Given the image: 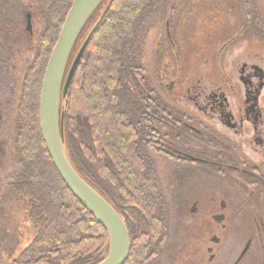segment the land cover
Listing matches in <instances>:
<instances>
[{
  "label": "trees",
  "instance_id": "1",
  "mask_svg": "<svg viewBox=\"0 0 264 264\" xmlns=\"http://www.w3.org/2000/svg\"><path fill=\"white\" fill-rule=\"evenodd\" d=\"M74 1L53 3L46 30L23 76L15 141L18 172L9 181L28 202L39 232L11 264H98L108 255L107 231L66 187L41 135L43 80ZM168 1L105 0L92 16L102 18L65 101L68 154L80 176L123 218L131 240L125 264H144L165 234V199L155 164L148 156L152 130L146 118L157 108L163 118L171 106L157 97L155 104L150 103L154 92L140 56L148 29ZM16 6L0 0V105L7 103L17 76L11 60L22 58L23 50L30 51V38L22 31ZM10 8L14 9L12 15ZM247 19L248 31L254 30L253 16ZM82 40L80 37L74 54ZM125 211L130 217H125Z\"/></svg>",
  "mask_w": 264,
  "mask_h": 264
},
{
  "label": "flooded vegetation",
  "instance_id": "2",
  "mask_svg": "<svg viewBox=\"0 0 264 264\" xmlns=\"http://www.w3.org/2000/svg\"><path fill=\"white\" fill-rule=\"evenodd\" d=\"M55 1L12 0L29 38ZM230 20L233 37L214 48L217 59L195 67L196 79L187 84L172 83L171 94L185 105L163 118L160 109L151 115L147 108L149 151L173 170L166 186L170 202L162 188L165 234L144 264H264V52L256 42L243 46L237 15ZM171 49L175 54L176 42ZM153 92L151 104L159 95ZM3 123L0 106V131ZM4 153L0 143V168Z\"/></svg>",
  "mask_w": 264,
  "mask_h": 264
},
{
  "label": "rangeland",
  "instance_id": "3",
  "mask_svg": "<svg viewBox=\"0 0 264 264\" xmlns=\"http://www.w3.org/2000/svg\"><path fill=\"white\" fill-rule=\"evenodd\" d=\"M8 6H15L12 0ZM9 13L12 15L14 9ZM237 15V35L242 32L246 47L255 46L264 52V0H169L164 12L148 29L142 46L141 67L148 85L156 90L165 104L173 108L185 104L176 102L170 87L172 83L187 84L196 79L191 71L202 66L204 60H216L221 41L232 38L231 17ZM253 16L255 29L250 32L247 16ZM96 14L87 24L81 36V42L101 19ZM36 21L33 36L30 38L29 54L23 50L22 58H13L14 72L11 95L7 103L1 104L4 123L0 131V143L4 147L3 166L0 168V264H11L19 258L33 243L39 232L38 222L32 217L26 199L10 186L9 178L18 172L16 159V135L18 127V109L23 85V76L32 62L34 50L40 35L48 22L42 16ZM235 31V30H234ZM230 33V35H229ZM229 37V38H227ZM260 39V40H259ZM176 42V53L171 49ZM81 44V43H79ZM247 54L242 50L240 55ZM177 59L179 65L176 64ZM185 87V86H184ZM179 88L178 90H181ZM176 92V91H175ZM169 138V137H167ZM162 182L167 201H171L167 191V181L173 170V164L148 151ZM99 181V180H98ZM101 182V181H99ZM102 183V182H101ZM111 188V187H110ZM109 188V192L113 189ZM108 189V187H107ZM169 197V198H168ZM251 215V214H248ZM247 218V216H244Z\"/></svg>",
  "mask_w": 264,
  "mask_h": 264
},
{
  "label": "water",
  "instance_id": "4",
  "mask_svg": "<svg viewBox=\"0 0 264 264\" xmlns=\"http://www.w3.org/2000/svg\"><path fill=\"white\" fill-rule=\"evenodd\" d=\"M104 1L75 0L73 2L45 72L40 97V127L43 142L60 178L108 233V255L98 264H125L131 252L128 228L115 208L74 168L66 148L64 128L65 101L99 22L75 54L74 50L90 19ZM28 30L31 31L30 22Z\"/></svg>",
  "mask_w": 264,
  "mask_h": 264
}]
</instances>
